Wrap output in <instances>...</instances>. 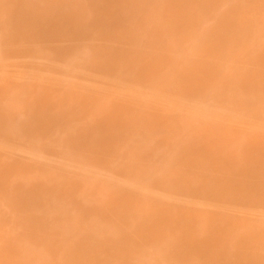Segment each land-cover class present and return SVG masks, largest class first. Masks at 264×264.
<instances>
[{
	"label": "bare ground",
	"instance_id": "6f19581e",
	"mask_svg": "<svg viewBox=\"0 0 264 264\" xmlns=\"http://www.w3.org/2000/svg\"><path fill=\"white\" fill-rule=\"evenodd\" d=\"M0 264H264V0H0Z\"/></svg>",
	"mask_w": 264,
	"mask_h": 264
}]
</instances>
